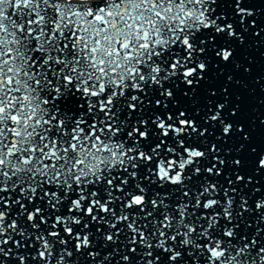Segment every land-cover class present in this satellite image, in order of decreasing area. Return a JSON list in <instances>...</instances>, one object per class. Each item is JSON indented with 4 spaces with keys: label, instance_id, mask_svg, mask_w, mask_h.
Listing matches in <instances>:
<instances>
[{
    "label": "snow or ice",
    "instance_id": "obj_1",
    "mask_svg": "<svg viewBox=\"0 0 264 264\" xmlns=\"http://www.w3.org/2000/svg\"><path fill=\"white\" fill-rule=\"evenodd\" d=\"M0 264H264V0H0Z\"/></svg>",
    "mask_w": 264,
    "mask_h": 264
}]
</instances>
